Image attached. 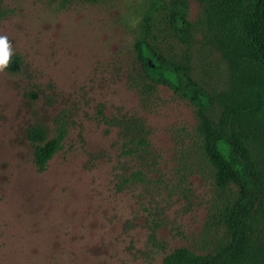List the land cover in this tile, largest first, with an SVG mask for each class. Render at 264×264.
I'll use <instances>...</instances> for the list:
<instances>
[{
    "label": "rangeland",
    "instance_id": "374dc122",
    "mask_svg": "<svg viewBox=\"0 0 264 264\" xmlns=\"http://www.w3.org/2000/svg\"><path fill=\"white\" fill-rule=\"evenodd\" d=\"M150 1L0 0V35L19 58L0 72V264H162L225 241L234 189L201 160L193 109L132 83ZM249 3L163 0L186 8L194 36L162 49L213 96L207 116L248 143L262 199L242 264H264V68L241 35ZM31 130L39 144L62 135L42 171ZM142 138L146 151L131 154Z\"/></svg>",
    "mask_w": 264,
    "mask_h": 264
},
{
    "label": "trees",
    "instance_id": "16d2710c",
    "mask_svg": "<svg viewBox=\"0 0 264 264\" xmlns=\"http://www.w3.org/2000/svg\"><path fill=\"white\" fill-rule=\"evenodd\" d=\"M199 3L218 2L240 4L245 0H195ZM160 18V20H159ZM169 33H155L158 25ZM241 35L251 61L264 68V0H250L243 11ZM193 24L185 7L163 0L149 2L142 20L140 32L134 43V62L137 64L136 83L139 89L155 90L157 86L170 89L193 109L197 121L199 156L210 168L215 184L221 189H234L231 200L223 206L222 218L226 239L213 252L198 254L188 248H177L167 254L162 264H242L247 255L252 227L259 216L258 205L262 199L259 173L252 161L247 141L242 135L222 127L207 116L213 96L194 79L192 68L169 59L162 49L167 36L182 45L192 42ZM19 63L12 56L8 71L14 72ZM28 137L33 145V161L39 171L59 150L62 135L57 134L44 144H39L38 133L31 130ZM148 142L140 139L130 153L142 154Z\"/></svg>",
    "mask_w": 264,
    "mask_h": 264
},
{
    "label": "clouds",
    "instance_id": "9594fccd",
    "mask_svg": "<svg viewBox=\"0 0 264 264\" xmlns=\"http://www.w3.org/2000/svg\"><path fill=\"white\" fill-rule=\"evenodd\" d=\"M13 55L12 44L6 35H0V72L9 68Z\"/></svg>",
    "mask_w": 264,
    "mask_h": 264
}]
</instances>
